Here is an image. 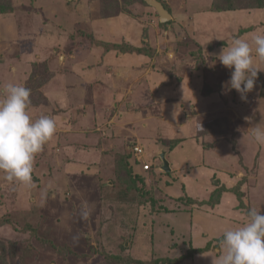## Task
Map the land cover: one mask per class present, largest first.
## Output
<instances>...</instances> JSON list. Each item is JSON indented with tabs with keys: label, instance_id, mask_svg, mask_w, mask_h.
<instances>
[{
	"label": "rangeland",
	"instance_id": "obj_1",
	"mask_svg": "<svg viewBox=\"0 0 264 264\" xmlns=\"http://www.w3.org/2000/svg\"><path fill=\"white\" fill-rule=\"evenodd\" d=\"M157 1L172 16L166 27L142 0H0V100L6 85L25 86L29 115L56 122L30 184L0 172V264H212L224 231L253 207L264 213V145L253 138L264 130V60L253 44L264 0ZM241 37L260 70L246 99L213 56ZM141 49L156 51L161 70L176 58L182 68L176 79L148 77L152 96L142 87L137 96L143 109L155 101V117L128 125V70ZM120 79L123 95L108 97ZM149 119L163 135L145 131ZM146 139L167 150L173 173L159 161L142 171L131 147Z\"/></svg>",
	"mask_w": 264,
	"mask_h": 264
},
{
	"label": "clouds",
	"instance_id": "obj_2",
	"mask_svg": "<svg viewBox=\"0 0 264 264\" xmlns=\"http://www.w3.org/2000/svg\"><path fill=\"white\" fill-rule=\"evenodd\" d=\"M253 44L256 56L264 60V35H254ZM213 56L231 70L229 88L246 99L260 71L254 63L252 45L243 37L235 38ZM30 95L27 87L10 83L0 100V172L9 182L24 185L31 183L35 158L56 132L51 116L34 120L29 115ZM253 138L264 145V130L255 127ZM217 251L212 264H264V213L255 207L248 210L246 222L224 231Z\"/></svg>",
	"mask_w": 264,
	"mask_h": 264
},
{
	"label": "crops",
	"instance_id": "obj_3",
	"mask_svg": "<svg viewBox=\"0 0 264 264\" xmlns=\"http://www.w3.org/2000/svg\"><path fill=\"white\" fill-rule=\"evenodd\" d=\"M172 17V16H171ZM159 29H161L162 30V28H160V27H158ZM172 43H173V41H172ZM133 45V44H132ZM128 46H130V45H128ZM135 46V47H134ZM131 48H133V49H135V48H139V46L138 45H133V47L132 46H130ZM150 49H152V47H150ZM170 49H172V50H170L169 52H171V53H176V54H178L179 52H177L176 51V48H173L172 46L170 47ZM151 53H153L154 54V56H147V55H143V54H135V56H136V58H138L137 60H138V66L134 69V68H131L132 70H128V69H126V70H128L129 71V78H131V80H133V81H135V85H133L134 87H132L133 89H134V92L131 90V92H130V94L132 95L130 98H131V101L133 102V104H131V103H128L127 104V107H129V110L127 111V112H125L124 114H123V121H125L124 122V124L126 123V124H128L129 125V123L130 122H132L133 121V123H134V121H139L140 119L142 120H147V116H150L151 117V119H153L155 116H153V112H155L156 110L153 108L154 106H155V104H153L155 101L154 100H151V102H150V104H149V106H148V108H144L143 109V105H141V98L139 97V96H137V94H138V92H139V89H140V87H142V88H144V89H140V90H142V91H144V92H146L145 94L146 95H151L152 96V93L151 94H149V90H151L150 88L151 87H149V85L151 84L150 82H147V80H149L148 79V77L150 76L151 78H152V76L154 75V71L156 70V71H160V73H162V74H159V75H161L162 77L164 76L165 78H167V79H171L173 76H174V78L176 77H178L179 76V74L177 73V71H175V69H176V67H177V70H178V68H182V67H179L177 64H182V61L179 63V61L178 60H180V59H182V58H176V60L175 59H172V60H168L167 59V61L169 62V63H171V68H170V70L172 71V72H170V71H165V70H161V69H159L158 68V66H157V64H156V60L158 59V57H157V55H156V51L155 50H151ZM142 61V62H141ZM174 61V62H173ZM140 63H142L143 65H141L140 66ZM140 69H144V73H141L140 72ZM164 74V75H163ZM171 75V76H170ZM119 76H121V75H119ZM116 77H118V74L116 75ZM122 78V77H121ZM175 78V79H176ZM183 78L185 79V75H183ZM182 79V78H181ZM137 80V81H136ZM153 82L156 84V83H158V82H156L155 80H158V77H156L155 79L153 78ZM119 81H120V84H119ZM119 81H117V83H115L114 85H111L110 84V87L108 86L107 88V90H109V92H108V97H109V93H113L114 95H116V96H118V95H123V93H122V87H124V86H122V81H121V79L119 80ZM184 83V87L185 88H187V87H189V85L187 84L186 85V83L185 82H183ZM164 85V84H163ZM144 86V87H143ZM182 86V85H181ZM156 87V86H155ZM102 89V88H101ZM124 89V88H123ZM117 91H119V92H117ZM183 91L186 93L187 91H185L184 89H183ZM91 92H93L94 93V91L92 90H90L89 92H87L86 94H88V93H90L91 94ZM120 93V94H119ZM81 94L83 95V92H81ZM80 95V94H79ZM108 97H107V99H108ZM120 100L121 101H123L124 102V99L122 100V98H120ZM139 101H140V104H139ZM192 102L191 101H188V105L189 104H191ZM132 105H134V107H136L137 105H139V108H141V109H139L138 108V116H136V115H134L135 114V109L134 110H132L131 109V107H132ZM189 107L192 109V106L191 105H189ZM147 109H148V113H147ZM195 110V109H194ZM133 112V113H132ZM143 112H144V114H143ZM129 115L130 117L128 118V119H125V117H126V115ZM181 116H183V118H181ZM179 115V117H178V119H184L186 116L184 115V113L182 114V115ZM151 119H149V124L151 125L150 126V128H149V126H147V128L145 129V131H147V130H149V132H153V133H151V137L153 136L154 137V135H155V133H156V135H158V133H160V134H162L160 131H159V129H158V131L157 132H154L155 131V128L153 129V126H152V124L153 123H151ZM151 120V121H150ZM184 121V120H183ZM188 121H189V123L190 122H192L193 120H191V119H188ZM163 122V121H162ZM162 122H159V125L162 123ZM165 123V122H164ZM169 122H167V124H168ZM204 123V122H203ZM183 126V125H182ZM121 127H122V129H121ZM120 127V125H116V127H112V131H116V130H114V128L115 129H118V130H120L119 131V133H121V137L122 138H124V139H127V135H128V139H131L132 138V136L131 135H133V134H131L130 133V129H127V127H125L124 125H122ZM143 127H144V125H143ZM201 130V129H200ZM199 131V130H198ZM181 132V131H180ZM117 134V133H116ZM129 134H131V135H129ZM154 134V135H153ZM155 135V136H156ZM163 135V134H162ZM165 135V134H164ZM166 135H168V133L166 134ZM126 136V137H125ZM130 136V137H129ZM169 136V135H168ZM173 137V136H172ZM198 137H200V136H198ZM161 138H164V137H161ZM204 138V137H203ZM127 139V140H128ZM151 140V139H150ZM206 140H208V138H204V140H203V143H205L206 142ZM199 141V140H198ZM147 142V143H146ZM201 142V141H200ZM144 144H147V146L146 145H144L145 147L143 148L141 145V147L143 148V149H145L146 147H148L149 146V148L148 149H151L150 147H152V141H150L149 142V140H144ZM136 145H138V144H136ZM197 145H199V142H198V144ZM153 149L152 150H154V148H158L157 150H156V152H155V150H154V152L153 151H151V153H152V157H151V159H152V164L154 165V167H156V164H158V161H160V159L159 158H156L157 157V155H158V153L160 152L159 151V146L158 145H156V146H153L152 147ZM196 148H199L200 149V147L199 146H197ZM146 153V152H145ZM167 155L169 156V154H168V152H167V154H166V158H167ZM135 157V156H134ZM147 157H146V155L144 156V163L145 164H147V163H149V161L146 159ZM213 157H210V156H207V158H205V159H203L204 161H206V160H208V159H212ZM168 161H170V159H169V157H168V159H167ZM170 163V167H171V171L173 170V167H172V161L171 162H169ZM159 166L161 165V161H160V163L158 164ZM142 166H143V164H142ZM142 171H143V168H142ZM162 171V170H161ZM163 172V171H162ZM156 173V172H155ZM164 173V172H163ZM169 173H173V172H169ZM166 174V173H165Z\"/></svg>",
	"mask_w": 264,
	"mask_h": 264
},
{
	"label": "water",
	"instance_id": "obj_4",
	"mask_svg": "<svg viewBox=\"0 0 264 264\" xmlns=\"http://www.w3.org/2000/svg\"><path fill=\"white\" fill-rule=\"evenodd\" d=\"M144 1L148 6H150L156 11L161 24H167L168 22H170V20L172 19L171 14L169 13V11H167V9L162 3L158 2L157 0H144ZM166 154H167V150L163 146H161L160 152L157 155V157L161 161V165L159 166V168L164 173H169L171 172V167L169 161L166 158Z\"/></svg>",
	"mask_w": 264,
	"mask_h": 264
},
{
	"label": "built area",
	"instance_id": "obj_5",
	"mask_svg": "<svg viewBox=\"0 0 264 264\" xmlns=\"http://www.w3.org/2000/svg\"><path fill=\"white\" fill-rule=\"evenodd\" d=\"M132 153L134 154V156L136 157V159L138 160L139 163H143V158L145 156V152H144V149L139 146V145H136L134 144L132 146V149H131ZM143 170L145 172H150L151 170L154 169V165L152 163H147L144 165L143 163Z\"/></svg>",
	"mask_w": 264,
	"mask_h": 264
},
{
	"label": "trees",
	"instance_id": "obj_6",
	"mask_svg": "<svg viewBox=\"0 0 264 264\" xmlns=\"http://www.w3.org/2000/svg\"><path fill=\"white\" fill-rule=\"evenodd\" d=\"M145 1L144 0H142V3L143 4H145L144 3ZM146 5V4H145ZM169 24V23H168ZM168 24H166V25H161L162 27H166V26H168ZM137 54H143V55H147V56H153L154 54L153 53H151V51L149 50V49H147V50H143V49H141L140 51H137L136 52ZM162 140H164L163 138H161ZM165 141V140H164ZM123 178H124V176H123ZM222 239V238H221ZM221 239H220V241H221ZM120 256H122V259H123V261H124V257H123V255H120ZM131 260H133L130 256H129V258H128V263H130L131 262ZM137 262H141V261H137ZM134 264H137V263H134Z\"/></svg>",
	"mask_w": 264,
	"mask_h": 264
}]
</instances>
